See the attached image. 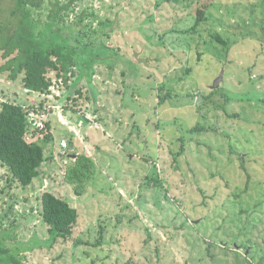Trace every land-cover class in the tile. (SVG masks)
<instances>
[{
  "label": "rangeland",
  "instance_id": "rangeland-1",
  "mask_svg": "<svg viewBox=\"0 0 264 264\" xmlns=\"http://www.w3.org/2000/svg\"><path fill=\"white\" fill-rule=\"evenodd\" d=\"M54 2L33 10L40 27ZM70 4L60 31L72 45L78 31L80 46L92 41L98 61L87 67L89 50L73 67L69 83L82 80L75 102L54 73L49 94L31 95L22 74L0 75V105L26 104L29 95L43 107L62 106L61 121L53 112L38 134L52 139L41 142L47 159L30 185L10 186L0 165V249L8 250L0 264L10 254L22 264H257L264 255V0ZM11 8L0 0L6 14ZM213 33L227 41L223 48L209 42ZM195 124L206 129L184 132ZM59 139L96 165L81 193L65 180L73 160L59 155ZM46 190L78 211L67 239L51 241L39 212Z\"/></svg>",
  "mask_w": 264,
  "mask_h": 264
},
{
  "label": "trees",
  "instance_id": "trees-1",
  "mask_svg": "<svg viewBox=\"0 0 264 264\" xmlns=\"http://www.w3.org/2000/svg\"><path fill=\"white\" fill-rule=\"evenodd\" d=\"M73 0H70V3ZM166 2H178L185 0H163ZM189 3L194 0H186ZM12 8L6 14L5 10L0 9V53L6 62L0 66V75L6 71L9 72V80L15 81L22 74V85L29 95L49 93L50 87L54 84L51 73L61 78V84L70 88L66 97L74 103V96L79 91V81L70 84L69 80L73 72V67L80 65L82 56L89 50L93 55L89 59L87 67L95 64L97 58L95 56L92 41L80 46L79 31L73 36L76 39L74 45L71 44L69 38L60 31L59 20L62 19L60 12L68 11L71 7L70 3L60 4L55 0L52 10L48 14V20L39 26V22H34L33 10H40L45 0H11ZM205 6H199L196 9V20L193 28L203 20ZM82 15L79 16V20ZM103 27L107 23H101ZM86 28V26H83ZM81 31V30H80ZM94 35L98 30L92 31ZM92 35V34H90ZM216 45L220 43L222 48L227 41L220 34H211L210 41ZM105 45H99L104 48ZM101 52L97 51L96 55ZM27 95V103L16 99L14 101L4 100L0 105V165L8 171L9 185L16 184L18 186L27 187L33 179L39 174V168L47 159L44 156V146L52 139L51 134H44L41 138L38 136V130L34 128L32 122L29 121L30 112H36L43 108V103L35 104L36 100ZM33 96V95H32ZM170 95L160 97V103ZM73 112L72 105L68 108ZM48 122L45 127L48 128ZM44 127V128H45ZM184 132L188 134L198 133L206 128L195 124L193 127H183ZM60 140V139H59ZM182 142L175 156H179L184 149V136L180 137ZM42 142V143H41ZM59 142V141H58ZM72 159L73 162L67 166L65 180L74 185L77 193H81L86 183L93 177L96 165L92 158L84 153H78ZM241 168L245 166L242 164ZM154 182H158V178H153ZM41 209L39 210L42 220L48 225V231L51 235V241L59 238L67 239L72 235L73 228L78 219L77 209L70 204L67 199L61 198L50 190L44 191L40 196ZM0 249V255H7L8 250ZM253 257V256H252ZM247 259V258H246ZM6 264H22L20 260L11 255L6 258ZM248 261V259L246 260ZM239 262V261H238ZM264 263L263 257L258 259L257 264Z\"/></svg>",
  "mask_w": 264,
  "mask_h": 264
},
{
  "label": "built area",
  "instance_id": "built-area-1",
  "mask_svg": "<svg viewBox=\"0 0 264 264\" xmlns=\"http://www.w3.org/2000/svg\"><path fill=\"white\" fill-rule=\"evenodd\" d=\"M47 94H49V93H47ZM61 108H62V106H61ZM61 108L56 106V105L53 106L52 108H48V106H44L42 109H39L36 112H30L29 121L32 122V125L34 128H37L38 130H42L45 127V123L48 121V117L53 112L55 113L57 119L59 121H61V116H60V111L62 110ZM74 150H75L74 147H72L66 140H64V139L59 140V142H58V153L60 156H70V155H72Z\"/></svg>",
  "mask_w": 264,
  "mask_h": 264
},
{
  "label": "water",
  "instance_id": "water-1",
  "mask_svg": "<svg viewBox=\"0 0 264 264\" xmlns=\"http://www.w3.org/2000/svg\"><path fill=\"white\" fill-rule=\"evenodd\" d=\"M221 79V74L213 81L212 85L210 86L211 89H215L219 85V81ZM75 157V156H73Z\"/></svg>",
  "mask_w": 264,
  "mask_h": 264
}]
</instances>
